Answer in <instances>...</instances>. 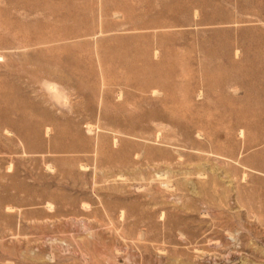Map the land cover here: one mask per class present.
<instances>
[{
  "label": "rangeland",
  "instance_id": "374dc122",
  "mask_svg": "<svg viewBox=\"0 0 264 264\" xmlns=\"http://www.w3.org/2000/svg\"><path fill=\"white\" fill-rule=\"evenodd\" d=\"M0 264H264V0H0Z\"/></svg>",
  "mask_w": 264,
  "mask_h": 264
}]
</instances>
